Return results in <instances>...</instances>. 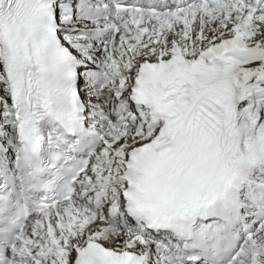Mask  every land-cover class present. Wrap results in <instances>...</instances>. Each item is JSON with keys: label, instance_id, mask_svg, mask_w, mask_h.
<instances>
[{"label": "snow or ice", "instance_id": "1", "mask_svg": "<svg viewBox=\"0 0 264 264\" xmlns=\"http://www.w3.org/2000/svg\"><path fill=\"white\" fill-rule=\"evenodd\" d=\"M0 264H264V0H0Z\"/></svg>", "mask_w": 264, "mask_h": 264}]
</instances>
